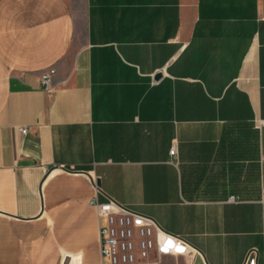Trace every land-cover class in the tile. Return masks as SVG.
<instances>
[{"label":"crops","instance_id":"1","mask_svg":"<svg viewBox=\"0 0 264 264\" xmlns=\"http://www.w3.org/2000/svg\"><path fill=\"white\" fill-rule=\"evenodd\" d=\"M94 194L264 264V0H0V264H100Z\"/></svg>","mask_w":264,"mask_h":264},{"label":"built area","instance_id":"2","mask_svg":"<svg viewBox=\"0 0 264 264\" xmlns=\"http://www.w3.org/2000/svg\"><path fill=\"white\" fill-rule=\"evenodd\" d=\"M52 72V69H48L40 79L47 93L51 91ZM27 131L28 127L19 128L21 134ZM169 155L176 157L175 145L169 150ZM92 184L97 192L94 180ZM230 201H234V197H230ZM88 205L94 207L96 213L100 264H160L162 256L191 254L190 246L184 239L165 232L146 215L110 198L98 202L95 194L88 200ZM69 261L70 256L66 255L59 264H69ZM242 264H257L256 252L250 250Z\"/></svg>","mask_w":264,"mask_h":264},{"label":"rangeland","instance_id":"3","mask_svg":"<svg viewBox=\"0 0 264 264\" xmlns=\"http://www.w3.org/2000/svg\"><path fill=\"white\" fill-rule=\"evenodd\" d=\"M160 264H187L183 255H167L162 256Z\"/></svg>","mask_w":264,"mask_h":264},{"label":"bare ground","instance_id":"4","mask_svg":"<svg viewBox=\"0 0 264 264\" xmlns=\"http://www.w3.org/2000/svg\"><path fill=\"white\" fill-rule=\"evenodd\" d=\"M78 260L79 257L77 255H71L69 264H77Z\"/></svg>","mask_w":264,"mask_h":264},{"label":"water","instance_id":"5","mask_svg":"<svg viewBox=\"0 0 264 264\" xmlns=\"http://www.w3.org/2000/svg\"><path fill=\"white\" fill-rule=\"evenodd\" d=\"M160 76H161V73L158 72V73H155V74H154L153 78H154V79H157V78H159ZM95 184H96L97 187H99V181H98L97 178L95 179Z\"/></svg>","mask_w":264,"mask_h":264},{"label":"snow or ice","instance_id":"6","mask_svg":"<svg viewBox=\"0 0 264 264\" xmlns=\"http://www.w3.org/2000/svg\"><path fill=\"white\" fill-rule=\"evenodd\" d=\"M165 251L167 250V249H164Z\"/></svg>","mask_w":264,"mask_h":264}]
</instances>
